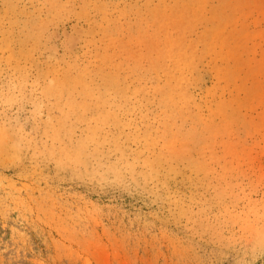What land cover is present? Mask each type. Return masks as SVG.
<instances>
[{"label":"rangeland","instance_id":"1","mask_svg":"<svg viewBox=\"0 0 264 264\" xmlns=\"http://www.w3.org/2000/svg\"><path fill=\"white\" fill-rule=\"evenodd\" d=\"M0 264H264V0H0Z\"/></svg>","mask_w":264,"mask_h":264}]
</instances>
